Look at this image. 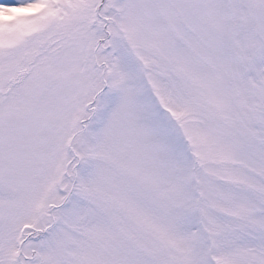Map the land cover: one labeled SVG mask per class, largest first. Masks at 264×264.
Returning <instances> with one entry per match:
<instances>
[{"label": "snow or ice", "instance_id": "1", "mask_svg": "<svg viewBox=\"0 0 264 264\" xmlns=\"http://www.w3.org/2000/svg\"><path fill=\"white\" fill-rule=\"evenodd\" d=\"M0 264H264V0H0Z\"/></svg>", "mask_w": 264, "mask_h": 264}]
</instances>
